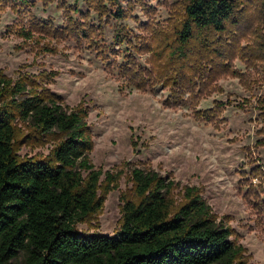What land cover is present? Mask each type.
<instances>
[{
  "label": "rangeland",
  "instance_id": "obj_1",
  "mask_svg": "<svg viewBox=\"0 0 264 264\" xmlns=\"http://www.w3.org/2000/svg\"><path fill=\"white\" fill-rule=\"evenodd\" d=\"M183 3L106 1L99 11L88 0H29L21 8L0 1V69L14 79L47 73L43 84L63 104L87 106L92 161L104 171L123 172L102 211L79 223V231L112 234L119 227L122 195H132L130 162L174 178L177 196L185 185L200 186L245 246L247 264H264V54L256 48L264 33L262 0H242L245 31L222 37L234 49L232 57L207 60L195 71L197 84L178 91L159 77L150 79L159 53L140 43L152 41L155 29L169 30ZM118 7L123 17L115 15ZM68 14L94 26L92 38L49 33L35 24L64 30ZM24 26L33 29L29 39L21 35ZM132 66L148 70L145 87L132 81ZM19 146L22 156H44L52 143Z\"/></svg>",
  "mask_w": 264,
  "mask_h": 264
},
{
  "label": "trees",
  "instance_id": "obj_2",
  "mask_svg": "<svg viewBox=\"0 0 264 264\" xmlns=\"http://www.w3.org/2000/svg\"><path fill=\"white\" fill-rule=\"evenodd\" d=\"M0 1L16 8L29 3ZM106 1L120 0H88L99 11ZM241 6L242 0H184L169 30L155 29L152 41L140 43L141 49L159 53L150 79L159 77L178 91L191 88L204 62L232 57L234 49L222 37L245 31ZM115 15L125 12L118 7ZM35 24L49 33L89 39L95 33L94 26L72 14L64 30ZM32 31L24 26L21 35L29 39ZM117 39L124 41L123 35ZM256 46L264 54V33ZM128 70L137 86L149 82L148 70ZM45 76L20 73L14 79L0 69V264H247L245 246L200 186L185 185L177 196L180 183L174 178L130 162L125 165L132 195H122L119 227L112 234L79 231V223L102 211L123 172L96 167L88 107L63 104L43 84ZM22 141L52 146L47 155L22 156Z\"/></svg>",
  "mask_w": 264,
  "mask_h": 264
}]
</instances>
